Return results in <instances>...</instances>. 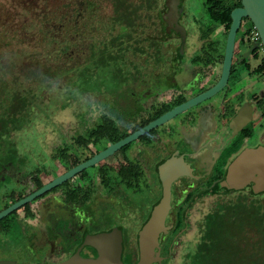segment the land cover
Returning a JSON list of instances; mask_svg holds the SVG:
<instances>
[{"label":"rangeland","instance_id":"obj_1","mask_svg":"<svg viewBox=\"0 0 264 264\" xmlns=\"http://www.w3.org/2000/svg\"><path fill=\"white\" fill-rule=\"evenodd\" d=\"M178 2L177 0V4ZM181 2L186 16L185 24L188 29V39L185 47L178 48V53H175L174 47L170 51L169 47L166 46L163 49L166 55L160 57V64L149 65L148 59L143 58L138 62L140 63L138 73L126 68L121 76L113 79V72L109 73V70L91 69L90 73H93V79L89 76L87 78L85 74L80 78L74 77L64 81L61 75L56 79V82L52 81V87L42 89L43 94L35 98L29 124L13 135L18 153L24 163L19 165V171H7L6 175L12 180L16 179L17 184L20 186L15 193L18 198L35 189L33 180H40L43 183L48 182L54 176L66 170L73 158L83 160L93 153V144L88 142V138L81 132L74 133L73 131L76 129V123H79L81 128H87L97 117L99 106L112 105L118 107L115 103V98L118 96L123 97L125 102H127L128 96H134L143 104L147 103V100H149L147 91L154 92L153 89L158 84L159 88L164 84L169 85L171 83L178 88L190 90L193 87L192 85L199 80L200 75L203 76L208 72V67L196 65L192 62V59L202 46L221 39L225 28L224 26L214 27L208 33L206 39H201L202 28L208 23L206 0H181ZM97 3H100L102 9H106L109 1L0 0V87L5 85V88L7 87L6 89L10 91L16 89L30 90L36 84L33 80H27L20 75L19 64L31 62L49 68L50 66L63 65V62L69 56V52L66 51L69 46L82 43L83 47L88 50L93 44H99L101 41L118 35L122 31L120 27L111 28L108 26V21L97 18L105 11H100V9L96 11L95 7L100 8ZM87 6H89V9L94 7L90 10L93 12L92 19L88 16ZM140 11V17L146 24L134 33L137 38H140L139 43L132 42V44L143 46L152 37H157L160 40L167 38L168 35L160 23L159 11L152 10L146 15L143 10ZM80 12L84 14L80 15ZM238 39L241 41L239 45H237ZM235 41L232 67L237 69V73L242 76L238 78L239 80L237 79L234 87L242 90L249 88L251 92H256V94L259 90L264 93V48L258 46L246 57H243V54L249 49L248 47L256 41L259 42L249 19L242 20ZM174 43L176 46L179 44L178 41ZM65 52L66 54H64ZM126 55L129 57L128 59L138 61V54L133 55L128 52ZM111 67H114L113 64H111ZM259 67H262V72L255 71ZM154 68H157V70L159 68L162 74L153 76ZM201 69L203 73L198 74ZM110 71L112 70L110 69ZM220 71L221 65L216 64L212 72L220 74ZM206 80L204 79L200 85H203ZM234 81L231 76L228 84ZM252 85H255L254 88L251 87ZM195 86L191 88V93L197 91ZM35 88L33 87V91L37 96V89ZM244 95L246 96V94ZM244 95L243 97L246 98ZM159 97L163 99L162 95ZM219 98L217 95L216 98L213 97L203 103L205 105L208 103L213 104L216 108ZM123 100L119 98L120 102H124ZM139 109L140 106H137L136 111ZM260 114L258 106L254 105L253 115L256 122L259 120ZM173 125L174 122H170L161 130L153 131L149 134L148 139L151 136H157L161 132H167ZM232 128L233 130L236 129L235 126H232ZM188 129L187 131L183 127L180 132L185 135L186 133L193 134L195 131L193 124ZM128 132V127L124 129L114 127L108 131L104 143L115 141ZM263 133L264 127L261 124L259 130L256 131L254 142L251 141L254 146L252 150H257L260 147L264 149ZM209 135H212V132L199 133L195 140L198 144H201ZM217 140L219 143L220 139ZM64 142H70V144L66 145ZM140 142L132 143L125 152H118L113 157L103 161L98 165L100 172L105 171L108 174H115L117 179L122 177L125 172L130 171L131 173L132 156L130 151L137 147ZM64 147H66V150H64ZM166 147H169L168 141L156 140L152 145H145L143 151H138L140 153L137 155V159L142 165L144 180L142 177H137L135 182H131L132 185L135 183L134 186L138 191L133 193L130 189L120 187L115 195H108L105 190L99 187L97 194L99 197H104V200L94 201L93 204L91 202L84 203L89 204L87 206L84 204L83 206L81 203L71 206L68 211L73 212L71 219H73L72 222L76 227L79 226L78 229L80 230L85 227L91 234L120 227L128 247L132 246V243L135 245L137 233L143 220L147 218L153 203L160 198L161 191L155 165L159 160L168 156ZM243 151L248 150L244 149ZM86 172L92 176L94 167L87 168ZM0 178H3V175H0ZM230 178L233 179V177ZM140 186H142L141 190H139ZM85 188H87V184L83 178L80 175L76 176L67 184L57 187L46 196L31 202L29 205L30 211L34 216L39 215L45 204L54 203V199L61 194L71 197L73 193H80ZM6 193H8V190ZM225 197L226 194L223 195V198ZM218 198L216 195H204L197 200L200 203L208 202L212 209L221 202ZM198 205L197 208H200L201 211L204 205ZM22 211L20 210L19 213H22ZM56 216L60 218L61 213L58 212L54 217L56 218ZM22 226L24 229L21 230H24L25 234H29V226L25 223H22ZM61 233L62 237H69L68 241H71L72 236L78 237L79 235V233L72 234L71 229L67 227H64ZM16 234L14 245L18 247L19 251H15V246L2 238L0 239V260H16L18 264H32V261L35 262V260H38L39 263H53L65 259L69 254L68 250L61 251L58 246L54 247L51 243L46 246V250L42 249L43 251L35 254L27 248V241L24 240L23 233ZM77 240L79 239L72 241L73 246L78 242ZM32 243L36 244L34 241ZM85 249L82 252L83 254ZM180 252L175 253L174 260L163 264H177L178 256H182L185 249H181ZM261 255L262 252H260Z\"/></svg>","mask_w":264,"mask_h":264},{"label":"flooded vegetation","instance_id":"obj_2","mask_svg":"<svg viewBox=\"0 0 264 264\" xmlns=\"http://www.w3.org/2000/svg\"><path fill=\"white\" fill-rule=\"evenodd\" d=\"M108 1L109 3L106 9H102L100 3H97L100 8H98V6L95 7L96 11L99 9L100 11L105 10L101 13L102 15L100 14L97 18L108 21V26L111 28L118 26L120 29L127 31L129 28L126 27L129 26L127 22L124 23V21L121 20L122 22L120 24H113L106 16H109V14L113 16L114 13L117 12H124L127 16L129 14L133 15L135 19L131 25L134 30L130 32L132 37L128 41L131 44L132 42L139 43L140 38H137L134 33L137 29L142 28L146 24L140 17V10H143L145 15L152 10L159 11L160 23L163 25L164 31L168 36L163 40L152 37L148 40L147 44L143 46L132 44L133 49H139V53H137L138 61H136L138 67L134 70L135 73L140 71V63L138 62L141 61V59H148L149 65H158L160 64V57L166 55L163 50L166 46L169 47L170 51L174 47L175 53L179 52L178 48L182 49V47H185V43L188 39V29L185 24L186 16L184 15V8L181 0H178V4L176 3L172 11L167 4V0H134L132 8H127L122 4H115L113 3L114 0ZM88 7L89 6H87L88 16L92 19L93 12L90 10L94 7L90 9ZM79 14L83 15L84 13L80 12ZM105 17L107 19H105ZM180 28L183 29V33H181ZM127 40L128 39L125 41ZM175 41H178V46L175 45ZM130 54L135 55L133 52L131 53V51ZM212 71L213 69H208L206 74H203V76L200 75L199 80L192 85L193 87L196 85L195 88L197 90L193 93H191V88L193 87H191L190 90H185L184 88H178L176 85L170 83L169 85L164 84V86L162 85L160 88L158 84L153 89L154 92L147 91V97L149 98V100H147L148 104H143L134 96H128L127 102L123 100V97L118 96L115 98V103L118 106L115 107L117 110L116 112L119 113V120L123 121L121 128L117 129L128 127L129 132L109 143H104L107 133L104 137L100 138V140L94 138L96 140L95 142L88 141L93 144V153L83 160L73 158L68 164V168L61 174L104 150L111 143H115L136 131L132 130L134 123L139 121H148L149 123L175 106L209 89L220 77V74ZM202 73L201 69L198 74ZM159 74H162L159 68L158 70L154 68L152 75L159 76ZM239 75L237 69H235L233 73L230 71L228 82L231 76L235 81L231 84L227 82V85L213 96L214 98H216L217 95L220 97V100L217 101L218 106L216 108L213 104L208 103L205 105L201 102L168 122L140 136L137 140L121 147L108 157H113L121 151L125 152L132 143L143 140L137 147L130 151V155L132 156V165H130V169H132L131 173L130 171H128V173L125 172L119 179H117V175L115 174H108L105 171L101 173L98 165L108 158L91 166L94 167L92 176L86 172L87 168L84 169L58 186H63L71 179L80 175L87 184V188H85L84 191L80 193L72 192L73 194L71 197L66 194H61L54 199V203L49 202L45 204L41 208V213L39 215H32L29 208L30 203L38 198L46 196L53 189L57 188L55 187L17 210L10 212L0 220V239L4 238L14 245L16 233L22 232L30 252L33 251L35 254H38L44 249L46 250V246L51 243L54 247L58 246L61 251L68 250L69 254L63 259L66 260L75 253L87 235L97 234H91L85 227L81 230L78 229L79 226L77 228L72 222L73 219H71L73 217V212H71V210L68 211V209H71V206L78 205L79 203L83 205L84 203L91 202V204H93L94 201H99L100 199L104 200V197H99L97 194L99 187L105 190L108 195H115L120 187L130 189L134 193L137 188L134 186L135 183L132 185L131 182H135L137 177H142L144 180L142 165L137 159V155L140 153L138 151H143L145 145H152L156 140H166L169 145V147H166L168 156L156 163V175L158 176V167L166 160L182 158L183 163L190 168L193 176L178 177L171 185L170 208L165 219L164 229L159 234L157 245L154 250V261L151 264L171 262L174 260L175 253L180 252L181 249H185V253L182 256H178L179 259L177 258V264H264V186H260L259 183L253 181L251 178L249 180L245 179L250 176L253 177V175L256 177V174H252L251 171L243 172L240 167H235V163L238 160H241V163L245 164L246 169L249 170L255 163L254 156L257 155L259 148H257V150H252L254 146L251 141L254 142L256 131L259 130L261 124L264 127V102H262L264 100V93L259 90L256 94V92H251L249 88L246 89L247 92L246 90L236 89L234 86L237 83V79L242 76ZM204 79L207 80L203 85H200ZM254 86L255 85H252L251 87L254 88ZM149 90L151 91V89ZM244 94H246V96ZM160 95L163 96V99L159 97ZM243 95L246 98H244ZM225 97L228 98L226 99ZM119 98H122L124 102H120ZM181 99L183 100L180 101ZM125 103L127 104L126 106ZM254 105L258 106L261 112V116L257 122L253 115ZM137 106H140L138 111H136ZM241 110H244L245 113L250 112V116L248 117L247 114L244 113L246 117L235 124L234 119ZM170 122H174V125L167 132H161L157 136H151L150 139H148L150 136L149 134L153 131L161 130L163 127L170 124ZM258 123L261 124L259 125ZM191 124H193L195 128L193 134L186 133L183 135L180 132L181 129L184 127L188 131ZM232 126H235L236 129L233 130ZM206 132H212V135L206 136L204 139L205 141L198 144L195 138L199 133L205 134ZM85 136L88 138L87 135ZM217 139H220L219 143ZM64 143L66 145L70 144V142ZM244 149L248 151L244 152ZM64 150H66V147H64ZM243 155L247 156L245 160L241 159ZM234 167L235 169L237 168V174L235 178L231 179V174L229 175V173L235 170ZM181 179L182 181H180ZM157 180L161 191L159 176ZM34 181L35 180H33L35 189L19 198L15 195L17 188L20 187L17 183L4 190L0 196V211L38 189ZM48 182H41L42 186ZM141 188L142 186L139 187V190H141ZM7 190L8 193H6ZM224 194H226L225 198H223ZM204 195H216L219 197L218 199L221 201V211L216 212L214 211L216 207L211 209V205L208 202L204 201L200 203L197 200ZM160 198L153 203L152 209ZM198 204L204 205L201 211L200 208H197V206H199ZM84 205L87 206L89 204ZM152 209H150L147 218L143 220L140 229L148 220ZM20 210H23L22 213H19ZM58 212L61 213V217L59 218V216H56L55 218L54 216L58 214ZM4 218H7V220L3 221ZM22 223L29 226V234H25V231L21 230L24 229ZM64 227L70 228L73 232L72 234L79 233L78 237L72 236L71 241H68L69 237H62L61 231ZM117 228H119L122 233V229L120 227ZM112 229L102 232H108ZM136 238L138 239V233ZM74 239L79 240H77L78 242L73 246L72 241ZM32 241L36 244H33ZM124 242L125 237L122 233L121 259L123 263L126 264L123 260L125 252ZM135 243L138 249V241L136 240ZM132 245L134 244L132 243ZM14 246L15 251H19L18 247H16V245ZM84 249L85 251L83 254L82 252ZM260 252H262L261 256ZM80 256L83 258H95L97 252L90 246H84L80 250ZM63 260L53 263H58ZM0 261L7 262L8 264H18L16 260ZM32 264L50 263H39L38 260H35V262L32 261Z\"/></svg>","mask_w":264,"mask_h":264},{"label":"trees","instance_id":"obj_3","mask_svg":"<svg viewBox=\"0 0 264 264\" xmlns=\"http://www.w3.org/2000/svg\"><path fill=\"white\" fill-rule=\"evenodd\" d=\"M113 3L132 8L134 0H114ZM205 5L208 23L202 28L201 39H206L208 33L214 27L224 26L225 31L221 39H217L210 42L208 45L202 46L193 57L192 62L196 65L213 69L216 64L222 65L226 36L231 24L230 13L234 8L240 7L241 3L240 0H206ZM106 17L108 20L112 21L113 24H120L122 22L121 20H123L124 23L127 22L129 25L126 26L129 27L128 30H122L114 37L101 41L99 44H93L88 50L83 47L82 43L69 46V48L66 49V51L69 52V56L67 55L68 58L65 59L63 65L50 66V68L31 62L18 65L20 75L27 80H33L36 84L33 87L37 89V96L33 91V87L30 90L16 89L13 91L7 90L5 85L0 87V175H3V178H0V195L4 190L9 188V186L17 183L6 175L7 171H19V165L24 163L18 153L13 135L29 124L35 98L43 94L42 89L44 90V88L52 87V81L56 82V79L59 76L61 77V75L64 81L73 79L74 77L80 78L85 74L87 78L92 77L93 79V73H90L91 69H105L109 70V73L113 72L114 76L112 75V78L114 79L121 76L126 68L135 70L138 67L136 61L128 59L126 55L130 51L134 54L139 53V49H133V45L128 42L132 37L130 32L134 29L131 23L135 18L131 14L127 16L124 12L114 13L113 16L109 14V16L107 15ZM106 17L105 19H107ZM126 39L128 40L125 41ZM237 41V45H239L241 41L239 39ZM64 54H66V52ZM111 64H113V68ZM110 69L112 71H110ZM231 69V73H233L235 69L233 67ZM262 70V67H259L255 71L262 72ZM182 100L183 99L180 101ZM262 102H264V100ZM98 109L99 113L97 112V118L94 119L87 128H81L79 123H76V129L73 132H81L88 136L89 141L95 142L96 140L94 138L100 140V138L104 137L105 134L114 127L121 128L123 124L117 127L111 119H108L109 116L114 120L120 119L115 106H99ZM100 113H104L103 117H101ZM146 123H148V121L134 123L132 130H137ZM34 182L37 188L42 186L40 181L35 180ZM214 211H221L220 203ZM6 220L7 218L3 219V221ZM124 246V262L126 264H134L138 257L137 244L135 243V245H130L128 247L125 240Z\"/></svg>","mask_w":264,"mask_h":264},{"label":"water","instance_id":"obj_4","mask_svg":"<svg viewBox=\"0 0 264 264\" xmlns=\"http://www.w3.org/2000/svg\"><path fill=\"white\" fill-rule=\"evenodd\" d=\"M176 3L177 0H167V4L170 7L171 11L174 10ZM240 3L241 6L234 8L230 13L231 24L229 26L226 36L220 77L213 86H211L204 92L188 99L187 101L175 106L171 110L162 114L157 119L149 122L140 129L130 133L126 137L118 140L115 143H111L104 150L98 152L89 159L72 167L63 174L54 177L50 182L44 184L42 187L36 189L29 195L19 199L18 201L12 203L7 208L0 211V220L6 215H8L10 212L17 210L18 208L40 197L51 189L58 187L68 179L83 171L84 169L96 165L102 160L108 158L113 153L118 151L121 147L137 140L140 136L168 122L177 115L182 114L183 112L191 109L192 107L200 104L201 102L212 98L214 95L220 92L227 85L228 82L233 62L236 35L241 27V22L243 19H249L259 37V42H254L249 47L247 52L243 54V57H246L250 52L256 49L259 44L264 48V0H240ZM180 31L181 33H183L182 28H180ZM244 113L245 111L241 110L237 114V117L234 119V123H238L240 120L244 119L246 117L245 114H247L248 117L250 116V112L245 114ZM246 158L247 156L245 155L241 157V159L244 160ZM254 161L255 163L252 165V168H250V170L246 169V165L242 164L241 160L236 161V166H234L237 168L240 167L243 172L251 171L252 174H256V177H254L253 175V177L250 176L249 178H243H245L246 180H249L251 178L253 181L259 183L260 186H264L263 148H259L257 155L254 156ZM237 168L231 172L230 177H236ZM158 176L161 183V198L157 202V204L154 205L148 220L138 232L137 241L139 257L135 264H151L154 261V250L157 245L159 234L164 229L165 219L170 208L171 185L173 181L176 180L178 177H192L193 175L191 173L190 168L183 163L182 158H179L168 159L163 162L158 167ZM84 246H90L95 249L97 252V256L95 258L81 257L80 250ZM121 253L122 233L119 228L115 227L108 232H100L93 235H87L83 240L82 244L77 248L73 255L61 262L50 264H124L121 259ZM0 264L8 263L0 261Z\"/></svg>","mask_w":264,"mask_h":264},{"label":"clouds","instance_id":"obj_5","mask_svg":"<svg viewBox=\"0 0 264 264\" xmlns=\"http://www.w3.org/2000/svg\"><path fill=\"white\" fill-rule=\"evenodd\" d=\"M100 115L103 117L104 113H100ZM108 119H111L117 127H120L123 124L122 120H114L111 116H109Z\"/></svg>","mask_w":264,"mask_h":264},{"label":"built area","instance_id":"obj_6","mask_svg":"<svg viewBox=\"0 0 264 264\" xmlns=\"http://www.w3.org/2000/svg\"><path fill=\"white\" fill-rule=\"evenodd\" d=\"M255 30V29H254ZM255 34H256V37H257V40L259 39V37H258V34H257V32H256V30H255ZM258 42V41H257ZM259 46H261L260 44H259ZM262 47V46H261ZM263 62H264V60H263Z\"/></svg>","mask_w":264,"mask_h":264},{"label":"crops","instance_id":"obj_7","mask_svg":"<svg viewBox=\"0 0 264 264\" xmlns=\"http://www.w3.org/2000/svg\"><path fill=\"white\" fill-rule=\"evenodd\" d=\"M258 124L260 125L261 123H258ZM259 125H258V126H259Z\"/></svg>","mask_w":264,"mask_h":264}]
</instances>
